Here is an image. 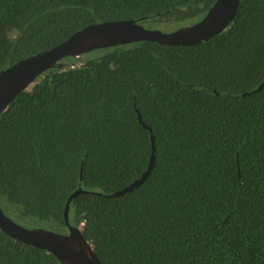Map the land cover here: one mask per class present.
Instances as JSON below:
<instances>
[{"label":"trees","instance_id":"trees-1","mask_svg":"<svg viewBox=\"0 0 264 264\" xmlns=\"http://www.w3.org/2000/svg\"><path fill=\"white\" fill-rule=\"evenodd\" d=\"M214 1L0 0V70L92 23L176 28ZM59 63L0 113L7 215L66 233L65 201L81 188L68 222L102 264H264V0H239L195 44L139 41ZM151 136L146 180L107 196L144 172ZM0 264L60 263L0 230Z\"/></svg>","mask_w":264,"mask_h":264},{"label":"water","instance_id":"water-1","mask_svg":"<svg viewBox=\"0 0 264 264\" xmlns=\"http://www.w3.org/2000/svg\"><path fill=\"white\" fill-rule=\"evenodd\" d=\"M239 0H215L203 15L190 24L168 32L150 29L141 22L153 16L136 19H118L92 23L79 28L57 45L20 59L0 70V113L21 91L29 89L43 72L60 67L63 58H79L82 54L108 47L150 41L164 45H191L223 31L232 21ZM261 85L258 88H261ZM139 121H141L138 115ZM146 127V126H145ZM154 138L146 169L140 177L124 188L107 194L116 197L137 188L150 174L155 160ZM83 190L77 188L65 201L63 218L68 231L60 233L46 228H26L19 225L0 208V230L11 238L51 253L60 264H102L91 243L84 239L81 226L68 222L70 201Z\"/></svg>","mask_w":264,"mask_h":264},{"label":"rangeland","instance_id":"rangeland-1","mask_svg":"<svg viewBox=\"0 0 264 264\" xmlns=\"http://www.w3.org/2000/svg\"><path fill=\"white\" fill-rule=\"evenodd\" d=\"M142 24L146 28H150V29H153L154 28V29H158V30L163 31V32L172 31V30H174V29L177 28V27L176 28H173L171 26H164V24H156V23H151V22H144ZM7 216H9L12 220H14L19 225H22V226H24L26 228H32V227H34V228H45V227L37 226L34 221H29V220H26V219H22V218H19V217L14 216L13 214H9L8 213ZM46 229L51 230V231H55V232H60V233L62 231V230H57V229L56 230H52V229H49V228H46Z\"/></svg>","mask_w":264,"mask_h":264}]
</instances>
